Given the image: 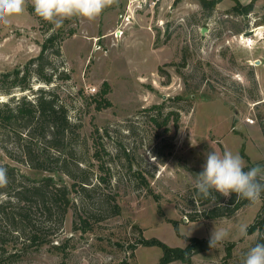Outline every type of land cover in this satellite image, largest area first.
Segmentation results:
<instances>
[{
	"label": "rangeland",
	"instance_id": "1",
	"mask_svg": "<svg viewBox=\"0 0 264 264\" xmlns=\"http://www.w3.org/2000/svg\"><path fill=\"white\" fill-rule=\"evenodd\" d=\"M236 1L247 6L253 0ZM235 5L223 0L207 13L197 0H117L95 20L73 17L61 26L27 6L0 24V74L23 69L39 56L46 38L58 36L60 55L51 49L52 67L46 66L48 74L54 72V84L33 79L34 93L55 89L68 107L78 134L67 154H55L78 180L87 176L92 184L84 194L72 191L73 204L63 219L36 212L40 240L35 245L23 246L24 237L0 218L3 264H160L162 249L140 240L184 248L188 238L210 239L214 227L228 230L229 238L194 256L191 264H241L259 234L240 237L238 226L249 228L260 213L264 216V199L231 218L199 222L188 220L186 199L209 151H231L246 165L264 166L259 119L264 123V0H256L248 15ZM251 30L254 36L244 38ZM7 86L0 80V104L13 95L35 97L19 91L6 96L1 87ZM105 89L112 106L98 110ZM6 139L13 159L0 149V164L31 178L49 176L15 161L20 153L14 139ZM100 178L111 180L100 183ZM55 180L72 190L70 177ZM7 198L0 195V203ZM82 219L89 220L88 231L80 229Z\"/></svg>",
	"mask_w": 264,
	"mask_h": 264
},
{
	"label": "trees",
	"instance_id": "2",
	"mask_svg": "<svg viewBox=\"0 0 264 264\" xmlns=\"http://www.w3.org/2000/svg\"><path fill=\"white\" fill-rule=\"evenodd\" d=\"M222 1L197 0L202 11L207 13H213ZM234 1L236 2L235 10L243 13V15H248L253 11L256 0L247 6H242L236 0ZM28 10L34 14L30 4H28ZM261 25H264V18L261 20ZM58 40L57 35H50L42 44L39 56L30 60L23 69L16 68L13 71L0 74L1 83L8 85L1 87V92L6 96H12L15 91L34 93L33 79L48 87L52 86L55 81L54 72L48 74L46 66L52 67L48 59V52L51 49L55 48L54 54L60 55ZM62 74L64 78H69L65 72ZM107 93L108 89H105L102 94L103 99L98 102V110L112 106L105 97ZM34 95L33 99H29L26 95L19 98L13 95L11 100L0 104V149L7 157L13 159L12 150L6 144V138H13L14 147L21 154H19V160L15 161H21L31 172L49 174L48 177L41 179L31 178L8 164H0V166L7 168L9 179L7 185L12 187L9 192L0 188V195L10 197L0 203V218L14 229V232H17L18 238L24 237L23 246L35 245L40 240L39 226L35 222L36 218H34L38 210L47 211L49 216L53 212L59 213L63 219L73 204L70 197L72 191L81 195L88 192L89 186L92 185L87 176L78 180L71 170H68L66 160L61 163L59 161L61 156L57 157L55 154V152H58L59 155L67 154L78 134L79 127L71 122L68 107L60 100L55 89L41 88ZM259 119L264 134L263 118L260 117ZM154 121L156 120L154 119ZM96 155L99 157V151L96 152ZM243 157L249 162V158L245 154ZM247 167L253 166L248 164ZM101 168L104 169L103 166ZM79 170L82 172L81 168ZM62 176L74 180L72 190L67 186L58 185L55 178L61 179ZM100 179V183H109L111 180V178L110 180L109 178ZM140 179L144 182L142 176ZM12 190L14 191L12 192ZM212 197L214 198L205 199L199 196L195 187L189 190L186 199L187 206L191 209V212L187 214L190 222L231 218L251 203L245 199H237L235 193L229 197H224L213 191ZM261 198L264 199V195ZM113 212L118 215L120 209L115 206ZM174 224L177 227V222ZM80 225V229L83 231H88L91 228L89 220L82 219ZM255 233H258L259 237H264V216L261 213L248 228V235ZM187 242L188 244L184 248L170 247L158 239H142L138 243L148 247L161 248L163 255L160 264H171L176 261L191 264L194 256L213 249L209 245V239L188 238ZM4 245L6 242L0 236V247ZM233 247L234 244L227 246L228 257L231 256ZM0 264H3L1 259Z\"/></svg>",
	"mask_w": 264,
	"mask_h": 264
},
{
	"label": "clouds",
	"instance_id": "3",
	"mask_svg": "<svg viewBox=\"0 0 264 264\" xmlns=\"http://www.w3.org/2000/svg\"><path fill=\"white\" fill-rule=\"evenodd\" d=\"M116 2L117 0H30L34 13L56 26H61L66 19L73 17L95 20L105 8ZM28 4L29 0H0V24L7 25L11 17L23 14ZM8 182V170L0 166V188L6 187ZM194 187L197 194L205 199L214 198V191L224 197L235 193L237 199L255 203L264 195V166L256 164L249 168L238 153L209 151L202 171L195 175ZM237 231L240 237H247L248 225H239ZM228 238V230L214 227L209 245L214 247ZM241 264H264V237L257 238L254 246L243 255Z\"/></svg>",
	"mask_w": 264,
	"mask_h": 264
},
{
	"label": "water",
	"instance_id": "4",
	"mask_svg": "<svg viewBox=\"0 0 264 264\" xmlns=\"http://www.w3.org/2000/svg\"><path fill=\"white\" fill-rule=\"evenodd\" d=\"M207 31H208L207 29H203L202 30V35H204ZM253 36H254V31L253 30L244 33V37H246V38H251Z\"/></svg>",
	"mask_w": 264,
	"mask_h": 264
},
{
	"label": "bare ground",
	"instance_id": "5",
	"mask_svg": "<svg viewBox=\"0 0 264 264\" xmlns=\"http://www.w3.org/2000/svg\"><path fill=\"white\" fill-rule=\"evenodd\" d=\"M121 34H122V31H121V32H118L117 37H118V36H121ZM244 38H245V37H244Z\"/></svg>",
	"mask_w": 264,
	"mask_h": 264
},
{
	"label": "built area",
	"instance_id": "6",
	"mask_svg": "<svg viewBox=\"0 0 264 264\" xmlns=\"http://www.w3.org/2000/svg\"><path fill=\"white\" fill-rule=\"evenodd\" d=\"M248 122H249V123H253V121H252V120H248Z\"/></svg>",
	"mask_w": 264,
	"mask_h": 264
},
{
	"label": "crops",
	"instance_id": "7",
	"mask_svg": "<svg viewBox=\"0 0 264 264\" xmlns=\"http://www.w3.org/2000/svg\"><path fill=\"white\" fill-rule=\"evenodd\" d=\"M244 4V3H243Z\"/></svg>",
	"mask_w": 264,
	"mask_h": 264
}]
</instances>
